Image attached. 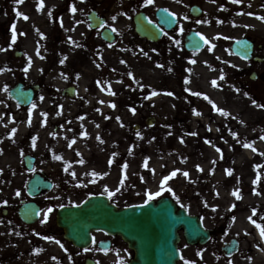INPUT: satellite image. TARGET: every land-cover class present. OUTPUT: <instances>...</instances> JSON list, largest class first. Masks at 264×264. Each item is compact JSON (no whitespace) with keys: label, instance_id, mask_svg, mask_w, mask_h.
Masks as SVG:
<instances>
[{"label":"rangeland","instance_id":"rangeland-1","mask_svg":"<svg viewBox=\"0 0 264 264\" xmlns=\"http://www.w3.org/2000/svg\"><path fill=\"white\" fill-rule=\"evenodd\" d=\"M73 3L77 8L75 13L71 12ZM247 3L259 4V11L263 9L261 17H264V0ZM193 4L201 7V19L190 17L189 8ZM227 6L230 12L221 15ZM239 6L241 3L227 4L225 0H154L152 5H145L144 0H69L65 3L43 0L41 8L40 0H23V3L0 0V49H7L0 51V148L14 146L9 141L12 129L22 123L26 129L15 144L17 155L0 156V221H3L0 223V264H83L90 254L73 248L64 240L55 223L58 209L80 205L92 195L109 197V191L115 193L111 200L120 207L146 204L148 193L161 191L163 177L174 170L179 171L168 186L176 195L164 191L152 201L170 197L179 208L198 216L205 228L216 234L217 249L234 236L246 235L255 252L254 258H259L256 252L261 248L260 238L254 233L257 225L264 226V213L256 211L259 206H255L252 220L258 218V222L252 223L249 230L235 227L233 217L240 211L242 199L221 191L223 186L229 192L234 185L233 190H239L242 196L252 192L264 194V167L257 169L259 183L255 181L252 185L249 178L244 177L253 166H264V156L258 148V143L264 145V108L257 107L264 104V83L251 82L247 75L243 76L241 71L247 69L248 64L231 53L232 43L244 35L257 42L264 41V27L255 26L245 17L236 19L234 14ZM159 7H167L178 15L180 25L159 43H149L135 34L133 17L139 11L152 15ZM91 9L103 14L117 30L118 38L113 44L107 45L98 32L89 29L86 15ZM17 12L27 15L28 19ZM186 16L188 19L184 18ZM13 24L17 29L15 44L11 43ZM191 30L201 33L207 41L203 51L189 53L184 49L185 34ZM176 40L180 41L179 47ZM18 52L22 55L16 57ZM29 56L38 67L31 66L33 68L25 73ZM64 57L67 59L62 64ZM192 60L196 63H191ZM203 70L210 75L213 95L189 87L191 73L201 76ZM213 80L218 86L212 84ZM245 80L247 85L243 90L241 83ZM18 82L27 86L42 85L35 108H20L9 97V90ZM69 86L77 88L73 98L62 95ZM154 92L157 95H153ZM168 92L174 95L169 96ZM195 92L202 95H194ZM100 94L118 99L110 117L99 111ZM132 108L136 109L135 114ZM216 108L229 115H222ZM71 110L76 119H65L64 115L71 114ZM35 112L39 114L38 124L31 128L28 120ZM196 112L210 125L215 116L219 117L216 127L219 139H212L208 133L202 139L191 134L193 118H201ZM113 117L114 122H108ZM85 118L89 120L88 127L81 125ZM37 129L42 131V138L46 137L45 143L37 140ZM201 129L198 126L197 134ZM5 131L8 133L4 136ZM93 131L98 133L94 139L96 145L83 146L84 154L69 148L74 145V138L87 132L84 139L88 140ZM68 135L72 138L66 140ZM62 140L67 145L60 146ZM210 141H216L221 150H216L213 168L221 173L218 181L200 171L204 166L201 164L210 156L204 147ZM245 143L253 145L249 148V157L245 154ZM27 155L36 160L33 173H43L54 184L52 191L35 200L42 206L43 213L41 220L31 227L23 225L17 216L20 202L30 200L26 185L32 173L26 171L23 161ZM57 156L62 158L56 159ZM82 160L90 161V165L74 172L78 167L76 162ZM192 161L194 170H185V163ZM237 161L243 163L241 168L235 166ZM10 165L16 167L14 175L7 172ZM97 168L98 175H92ZM229 169L231 176L227 174ZM183 172L189 175L185 177ZM109 175L113 181L107 179ZM5 200L7 205L3 203ZM48 208L53 212L46 217ZM45 218L47 223L43 222ZM44 236L55 237L64 247L54 240H45ZM261 240L264 243V237L261 236ZM216 253L214 259L209 256L208 264H234L224 260L219 250ZM202 259L201 264H206ZM259 259L258 264H264V259Z\"/></svg>","mask_w":264,"mask_h":264},{"label":"water","instance_id":"water-1","mask_svg":"<svg viewBox=\"0 0 264 264\" xmlns=\"http://www.w3.org/2000/svg\"><path fill=\"white\" fill-rule=\"evenodd\" d=\"M160 9L157 19L160 26L167 31L175 28L177 17ZM191 14L198 16L197 7L192 8ZM171 21L168 23L167 21ZM90 28L96 30L102 27L104 20L96 12L88 16ZM135 32L140 38L150 42H158L163 31L149 21L148 17L139 13L134 17ZM197 32L190 33L185 38V49L188 52H200L206 42ZM101 37L106 42H112L114 36L110 30H104ZM235 42L232 51L235 55L250 60L252 44L247 40ZM246 44V48H245ZM245 53L247 58H245ZM38 86L25 89L22 84L16 85L10 91V97L22 107H28L34 100ZM74 89H68L67 95L72 97ZM35 159L25 158V166L32 170ZM52 184L41 175H34L28 184L27 193L34 198L41 193L50 191ZM41 209L35 203H26L19 210L20 219L26 224H34L39 219ZM57 226L63 229L66 240L79 248L90 245L91 233L106 231L123 237L130 249L135 252V258L130 264H177L179 260V231L183 230L185 239L190 244L205 243L209 233L205 231L198 217L190 216L183 209H178L169 198H162L157 203L128 207L118 210L103 196H92L79 207H63L57 213ZM231 250L227 248V251Z\"/></svg>","mask_w":264,"mask_h":264},{"label":"bare ground","instance_id":"bare-ground-1","mask_svg":"<svg viewBox=\"0 0 264 264\" xmlns=\"http://www.w3.org/2000/svg\"><path fill=\"white\" fill-rule=\"evenodd\" d=\"M227 2V4H233L232 3V0H225ZM248 1H251V0H241V6H239V9L235 10V14H234V17L236 19H240V18H246L247 20H252L253 24L257 27H264V19H261V12L262 10L259 11V4L257 3H252V4H248L247 2ZM227 9L223 10L224 12L220 13L221 15H226L228 14L230 11L229 7L227 6L226 7ZM35 53V52H33ZM33 67L37 68L38 65L36 63H33L32 64ZM31 67L30 70L33 68ZM210 75L209 73L206 71V70H203L201 71V76L199 74H196V73H191V76H190V88H193L202 92V93H207V94H210V95H213L214 94V91L212 89V85H211V82H210ZM103 103H100L98 108H99V111L100 113L103 115V116H108L110 117L112 115V112H113V107H112V104L113 103H117L118 99H114L112 97H107V96H103L102 94H100L99 96ZM71 114L67 115L65 114L64 117L65 119H69V120H72V118L74 119L75 118V112L73 110H71ZM98 114V113H97ZM110 115V116H109ZM38 117H39V114L37 112L33 113L32 116H31V125L28 124V126H30L31 128H34L37 124H38ZM215 120L214 122L212 123V125H210V123H207L205 117H203V115H201V118H193L192 122H191V126H192V129H191V134L192 133H195L196 134V138H200L202 139V137L208 133L211 135L212 139L214 140H217L219 139V135H218V131L216 130V127L219 123V120H218V116H215L214 117ZM76 119V118H75ZM74 119V120H75ZM110 120H108V122L110 123H113L115 118H109ZM95 123L97 122L94 121ZM118 123H121V120L118 119ZM84 125L88 127L89 125V120L88 118H85L83 120V122L81 123V125ZM198 126H201L203 129H201V133L200 134H197V128ZM24 132H26V129H25V123H22L21 125H19V127L16 128V133H15V136L11 135L9 137V141L12 142V144H14V146L12 148H7V147H4L3 148V153L0 154L1 158L2 157H5V156H9V155H17V150L15 149V144L20 141L22 139V136L24 134ZM8 132L5 131L4 133V136L5 134H7ZM112 133V131L110 132ZM35 135L37 137V140H41L43 143L46 142V137L42 138V131L37 129L36 132H35ZM83 136V137H81ZM84 134L78 136L77 138H74L73 140H75V143L74 145H71L69 146V148H73L76 152V153H80V154H84L81 150V148L84 146V147H92V146H95L96 143L94 141V139L98 136V133L97 131H93L92 134L88 135V140H85L84 139ZM72 137L70 135H68V137H66V140L68 139H71ZM85 141H88L86 144ZM65 143H67V141H65ZM67 144H64V141H60V146H65ZM218 143H216V141H210L209 144H205V149L207 151H209L210 153V156L209 158H207V160L202 163L201 165H204L202 166L201 168L203 169V172L205 173V176L207 178H212V180L214 181H218L221 177V173L217 172L216 170H213L216 162L214 161L216 158V150H217V147H218ZM258 148L262 150V152H264V145L261 144V143H258ZM134 154L138 155L139 153L137 151H134ZM245 154L249 157L251 155V151L249 148H245ZM95 159V158H94ZM248 159H251V158H248ZM82 162H76L77 166L76 169H74L73 171L74 172H79V169H86L88 168V166L90 165V161H87V160H82ZM213 161L215 163H213ZM217 161V160H216ZM94 162H97L96 160ZM195 164L194 161L192 162H186L184 167L186 168L185 170H191L192 169V166ZM81 166V167H79ZM235 166L237 167H242L243 166V163L240 162V161H237V163L235 164ZM258 165H255L253 166L250 171H248L247 173L244 174V177L246 178H249L250 180V183H252V185L255 183V181L257 180V177H258V172H257V167ZM99 168L95 169L96 173L98 171ZM194 170V169H192ZM10 174L9 175H14L16 173V167L13 166V165H10V168L8 169V171ZM211 176V177H210ZM107 179H110L111 181H113L114 179L112 177H109ZM234 185L231 186V188L229 189V192L225 190V188L222 186L221 187V191H223V193H231L232 194V191L234 189ZM242 201H241V205L239 207V212L234 220V226L235 227H238L239 229H246V230H249L251 228V224H252V219L254 218V212H253V208L255 206H259L258 209H256V211H259V212H262L264 213V194H261V193H249V194H246L244 196H242ZM249 205V208L248 205ZM258 216H261V215H258ZM248 217H252L251 220L248 219ZM258 222V218L256 219V223ZM262 225V224H260ZM254 228H252L251 230H253ZM255 236H259V243L261 244V248L258 252H256V255L258 254V256L262 257L264 259V243L262 242L261 240V234H260V231L258 230V227L256 228V231L254 233ZM261 240V241H260Z\"/></svg>","mask_w":264,"mask_h":264},{"label":"flooded vegetation","instance_id":"flooded-vegetation-1","mask_svg":"<svg viewBox=\"0 0 264 264\" xmlns=\"http://www.w3.org/2000/svg\"><path fill=\"white\" fill-rule=\"evenodd\" d=\"M60 1L65 3V2H68L69 0H60ZM156 10L152 14V16L149 14V16L151 17L150 19L153 21H155ZM101 16H104V15L101 14ZM106 20H107V24L102 29L96 31L99 33V36L103 29L109 28L107 26V25H110L109 20L108 19ZM116 38H118V35H116ZM253 43H254V56H253V59L248 63L249 69H253L252 72L256 73L257 79L259 81H262V83H264V69H263L264 61L257 62L255 60L256 58L259 57L257 53L259 52L260 49L263 48V45L261 43H257L255 40H253ZM241 72L244 75L245 73H247V71H241ZM246 84L247 82L244 81L243 90H245ZM110 202L116 205L119 209L126 207V206H121V207L118 206L116 204L117 202L115 203L111 199H110ZM209 232H210V238L208 242L202 245L201 244H195V245L188 244L184 239V232L181 231L179 233L181 240L178 245L179 252H180V258H179L178 264H188V262H191V264H201V258H203L202 260L206 261V264H208L210 257L214 259L215 256H217V253H216L217 250L220 251V254L224 258V260H227L231 263L234 262V264H258L259 263L260 256L256 255L259 258H254L255 252H253L251 245L248 243V240H247L248 238L246 235H242L239 237L234 236L230 240H228L227 243L234 241V243L237 244V247L232 250L234 254H232L231 256H227L226 251L223 250L225 243H223L222 246L217 249L215 246L217 236L216 234L213 233L212 230H209ZM88 253L90 254V256L85 259L83 264H129L134 258V252L131 249H129L127 243H125V241L120 236L110 235L104 232L94 233L93 243L88 248Z\"/></svg>","mask_w":264,"mask_h":264},{"label":"snow or ice","instance_id":"snow-or-ice-1","mask_svg":"<svg viewBox=\"0 0 264 264\" xmlns=\"http://www.w3.org/2000/svg\"><path fill=\"white\" fill-rule=\"evenodd\" d=\"M19 2L23 3V0H19ZM153 3H154V0H144V4H145V5H152ZM232 3L239 4V3H241V0H232ZM40 7H41V8L43 7V0H40ZM76 11H77L76 5H75V3H73L72 6H71V12H72V13H75ZM161 11H166V10H161ZM17 15H21V16H23V18H24L25 20L28 19V16H27V15H24L23 13L17 12ZM49 15H51V13H49ZM125 15H127V14L125 13ZM173 15H175V14L173 13ZM130 18H131V17H129V19H130ZM184 18H185V19H188L187 16L184 17ZM112 19L115 20L116 17L114 16V17H112ZM261 19H264V17H261ZM167 22H168V23H171L170 20L167 21ZM198 22H200V21H198ZM105 23H106V22H105ZM220 23H223V21H220ZM61 26H63L62 20H61ZM107 26H108L109 28H111V31H112V32L117 31L114 27H111V25H107ZM157 27H158V26H157ZM245 27H248V25H245ZM161 31H163V29H161ZM183 31H184V29H183V27H181V28H180V32L183 33ZM11 34H12V35H11V43H12V44H15V43H16V40H17V29H16V25H15V24L11 25ZM165 34H166V33H165ZM41 35L43 36L42 33H41ZM197 35H200V34L198 33ZM224 38H225V39H229L228 37H224ZM69 39H71V37H69ZM201 39H205V38H204V37H201ZM73 43H75V42L73 41ZM175 43H176L177 47L180 46V41H179V40H176ZM238 43H243V42H239V41H238ZM214 47H215V45H213V48H214ZM245 48H246V44H245ZM0 51H7V49H0ZM144 55L147 56L148 54L145 52ZM41 58H43V57H41ZM245 58H247V54H246V53H245ZM66 59H67V57H64L60 62L63 64L64 61H65ZM191 63L195 64L196 61H195V60H192ZM31 66H32V58L29 56V57H28V67L24 68V72L27 73V72L29 71V69L31 68ZM234 66H235V65H234ZM161 67H163V65H161ZM41 71H43V70L41 69ZM62 75H63V74H62ZM65 78H66V77H65ZM223 78H224V77L221 76V79H223ZM212 84L218 86L216 80H213V81H212ZM4 91H5V92L8 91L7 86H5ZM237 91H239V90H237ZM110 94L113 95V96L116 95L115 92H110ZM193 94H194V95H197V96L202 95V94L199 93V92H195V93H193ZM153 95H157V93L154 92ZM167 95L172 96V95H174V93H172V92H168ZM41 99H43V97H41ZM205 99H208V97L205 96ZM101 103H103V101H101ZM253 103H256V102L253 101ZM32 107L35 108L36 105L33 104ZM61 107H62V106H61ZM112 107L115 108L116 105L113 103V104H112ZM213 107H216V106L213 105ZM257 107L264 108V104H257ZM131 111L133 112V114H135L136 109H135V108H132ZM216 111L220 112L222 115H229V113H227L226 111H224L223 109H220V108H216ZM43 115L46 117V116H47V113H43ZM196 115H201V113H200V112H196ZM0 119H2V118H0ZM81 119H83V117H81ZM117 119H119V118H117ZM28 124L31 125V119L28 120ZM97 126H99V125H97ZM15 133H16V129H12V135H13V136H15ZM192 134L195 135V133H192ZM84 135L87 136V132H85ZM137 135L139 136L140 134L137 133ZM233 135L236 136L237 134H236V133H233ZM141 138H142V137H141ZM153 139H154V138H153ZM262 139H264V137H262ZM72 143L74 144V143H75V140H73ZM69 146H71V145H69ZM243 146H244L245 148H252V147H253V145L250 144V143H245ZM32 147H33V148L36 147V140H35V139H33ZM254 150H255V149H254ZM217 151H221V150H220L219 148H217ZM2 153H3V149L0 148V154H2ZM260 155L264 156V152H261ZM222 157H223V153L221 152V158H222ZM61 158H62V157H59V156L56 157V159H61ZM81 162L83 163V161H81ZM213 163H215V162L213 161ZM144 166L147 167V162H145V165H144ZM127 167H128L127 164H125V165H124V168L126 169ZM197 167H199V165H197ZM257 167L259 168V167H264V166H259V165H258ZM0 171H2V170H0ZM66 171H67V169H66ZM178 171H179V170H174V171H172L169 175H166V176L163 177V180H162V183H161V191H157V192H155V193H152V192H149V193H148V200H149V202L152 201L153 199H155V198L161 196V195L163 194L164 191L170 192V193H172L174 196L176 195L175 192L173 191V189H172L171 187L168 186V184H169V181H170L171 179H173L174 177L177 176ZM200 171H203V169L200 168ZM227 174H228L229 176H231V175H232V170H231V169L227 170ZM72 175L74 176L75 173H72ZM92 175L95 176V175H98V173H96L95 171H93V172H92ZM183 175H184L185 177H187L189 174H188V172H183ZM256 183H259V177H257ZM117 190H118V189H117ZM105 191H108V189L106 188ZM16 195L19 196V195H20V192L17 191V192H16ZM108 195H109V199H111L112 196L115 195V193L109 191V192H108ZM217 195H219V193H217ZM232 195L235 196V198H236L237 200L242 199V195H241V192H240L239 190H233ZM176 199L179 200V197L177 196ZM3 203H4L5 205H7V204H8V201L5 200V201H3ZM85 203H86V201H85ZM206 206H207V204H206ZM61 207H62V206H61ZM77 207H79V205H77ZM235 207H236V205L233 204V205H232V208L234 209ZM52 212H53V209H52V208H48V209H47V213H46V217H47V214H50V213H52ZM248 219L251 220L252 217H248ZM233 220H235V217H233ZM43 222H44V223H47V218H45V220H44ZM0 223H3V221H0ZM9 223H11V221H9ZM252 223H253V224H256V221H255V220H252ZM257 227L260 228V234H261L262 237H264V226H262V225H257ZM43 238H44L45 240H54L55 243L60 244V246H61L62 248L64 247V245L61 244V242H60L59 240H57L55 237L44 236ZM94 242H95V241H94ZM38 251H39V250H38ZM65 251H67V249H65ZM85 251H87V249H85ZM54 259H55V258H54ZM188 264H191V262H188Z\"/></svg>","mask_w":264,"mask_h":264}]
</instances>
